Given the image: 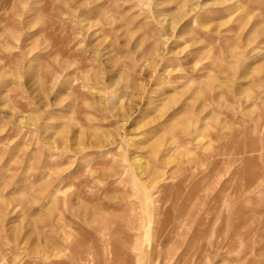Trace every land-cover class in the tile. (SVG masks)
<instances>
[{"label":"rangeland","instance_id":"obj_1","mask_svg":"<svg viewBox=\"0 0 264 264\" xmlns=\"http://www.w3.org/2000/svg\"><path fill=\"white\" fill-rule=\"evenodd\" d=\"M0 264H264V0H0Z\"/></svg>","mask_w":264,"mask_h":264},{"label":"bare ground","instance_id":"obj_2","mask_svg":"<svg viewBox=\"0 0 264 264\" xmlns=\"http://www.w3.org/2000/svg\"><path fill=\"white\" fill-rule=\"evenodd\" d=\"M204 201V200H203Z\"/></svg>","mask_w":264,"mask_h":264}]
</instances>
